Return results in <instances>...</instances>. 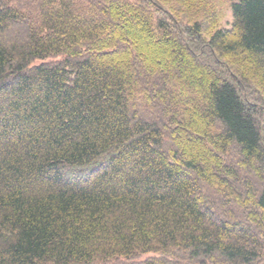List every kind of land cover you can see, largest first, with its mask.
<instances>
[{
	"label": "trees",
	"instance_id": "16d2710c",
	"mask_svg": "<svg viewBox=\"0 0 264 264\" xmlns=\"http://www.w3.org/2000/svg\"><path fill=\"white\" fill-rule=\"evenodd\" d=\"M171 4L0 0V264L263 259L264 0Z\"/></svg>",
	"mask_w": 264,
	"mask_h": 264
},
{
	"label": "rangeland",
	"instance_id": "374dc122",
	"mask_svg": "<svg viewBox=\"0 0 264 264\" xmlns=\"http://www.w3.org/2000/svg\"><path fill=\"white\" fill-rule=\"evenodd\" d=\"M171 0V5L175 9L174 16L177 18L181 26L185 27L194 22H198L202 26L201 38L207 40L208 37L219 28H229L232 22L230 5L231 0H200L192 6H186L183 0ZM175 22H177L175 20ZM241 94L244 100L253 105L257 110V116L261 127V135L264 142V96L254 87L241 86ZM167 137V143H170ZM231 156L235 158V154ZM207 192V191H206ZM205 192V193H206ZM210 194H212L210 192ZM150 258H157L163 264H224L217 257L198 260L196 262L184 261L186 258L182 253L173 256H162L161 254L141 255L133 258V262H145ZM187 259V258H186ZM107 264H124L122 260L111 261ZM258 264H264V257Z\"/></svg>",
	"mask_w": 264,
	"mask_h": 264
}]
</instances>
